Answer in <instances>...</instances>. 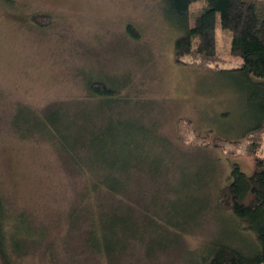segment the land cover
I'll return each mask as SVG.
<instances>
[{
	"label": "rangeland",
	"instance_id": "obj_1",
	"mask_svg": "<svg viewBox=\"0 0 264 264\" xmlns=\"http://www.w3.org/2000/svg\"><path fill=\"white\" fill-rule=\"evenodd\" d=\"M164 4L0 0V195L27 249L15 264H200L212 242L251 245V234L218 210V194L234 165L249 175L264 159V129L249 136L255 118L238 78L175 62L180 33ZM202 6H190V24ZM32 15L46 20L36 26ZM216 40L221 66L236 67L231 33L218 30ZM91 81L118 95L88 97ZM50 105L83 145L76 155L90 173L52 142L12 130L13 117L30 115L25 107ZM214 137L232 142L212 148ZM91 174L116 177L124 200L105 227L97 220L113 209L81 203Z\"/></svg>",
	"mask_w": 264,
	"mask_h": 264
},
{
	"label": "trees",
	"instance_id": "obj_2",
	"mask_svg": "<svg viewBox=\"0 0 264 264\" xmlns=\"http://www.w3.org/2000/svg\"><path fill=\"white\" fill-rule=\"evenodd\" d=\"M3 1L10 3L11 0ZM197 1H202L203 6L190 24L189 8ZM164 2L165 15L180 33L174 42L175 62L210 70L214 74L238 78L243 84L246 104L253 110L255 118L249 136L260 133L264 129V3L261 0H164ZM45 20V16L29 17V21L36 26L43 25L42 22ZM218 30L231 33L229 54L238 59L236 67L225 69L221 66L223 62L217 53ZM126 31L133 39L138 38L134 28L128 26ZM85 90L91 98L95 96L113 98L118 95L116 88L103 81H91ZM25 111L30 115L13 117L14 120L10 123L19 138L32 139L36 134L38 138L52 142L59 151L65 152L77 167L81 165L86 172L93 170L92 166L87 168L79 161L76 152L83 150V145L76 138L72 140V129L70 130L69 125H65L63 129L62 123L59 126L58 118H62L63 113L57 107L51 108L50 105L41 111L25 107ZM30 119L34 122L28 128L26 121ZM24 124L27 126L24 127ZM68 137H71L69 141L66 140ZM206 137L202 136L201 139ZM229 142L232 140L214 137L211 147L220 148ZM248 153L253 155L254 150L251 149ZM116 183V177L93 174L90 181L85 182L81 197L82 205L90 199L94 200L93 206L97 208L113 209L106 218L97 220L104 224V227L120 218L117 213L124 200L119 197L114 187ZM92 192L98 194L94 199ZM112 199L116 201L114 205L111 204ZM217 208L221 212H228L238 224L236 227L240 233L244 230L250 233L253 239L246 250L224 242H212L208 245L200 264H264V159L255 158V168L249 175L241 171L237 165L231 168L229 182L219 191ZM15 217L12 218L11 224L7 222L9 219L7 209L0 195V264H15L17 258L27 251L22 249L20 243L24 240L25 234L18 232L14 235L17 223ZM93 233L90 232V236L94 238ZM97 237L96 235L94 250L96 254L104 256V253L108 252L107 248L98 243ZM104 240L106 241L105 237Z\"/></svg>",
	"mask_w": 264,
	"mask_h": 264
}]
</instances>
